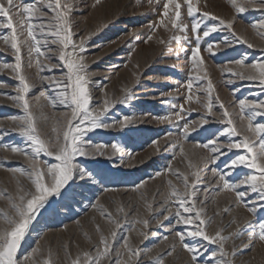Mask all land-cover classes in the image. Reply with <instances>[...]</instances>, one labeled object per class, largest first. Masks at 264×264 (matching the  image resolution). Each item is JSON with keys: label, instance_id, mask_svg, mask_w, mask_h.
I'll return each instance as SVG.
<instances>
[{"label": "rangeland", "instance_id": "1", "mask_svg": "<svg viewBox=\"0 0 264 264\" xmlns=\"http://www.w3.org/2000/svg\"><path fill=\"white\" fill-rule=\"evenodd\" d=\"M25 3H37L38 0H24ZM46 2V0H45ZM201 12H209L225 20L232 19L235 15L228 0H194ZM47 12V9H43ZM162 11L159 6L149 5L147 0H75V9L71 14L73 39L79 44L80 40L88 37L85 42V51L80 53L84 57L87 67L88 85L92 100L91 106L98 108L103 106V101L108 98L117 100L123 96V90L130 88L133 99L127 104L116 103L110 107L106 114L105 122L113 124L124 116L131 118V123L123 129L111 127L108 129H96L88 134L92 145H108L106 149L111 155L110 145L116 143L122 149L111 159L107 156L97 155L94 158L77 157L80 167L86 168L92 173L91 179L81 180L79 175L70 181L60 196L49 198V203L37 213L30 225L21 247L17 252V260L20 264H32L31 259H26L34 248L39 247L41 254L35 259L42 261L51 252L54 264H70L71 259L81 255L83 251L93 249L99 243L100 233L96 231L99 225L101 231L111 242L110 231L114 227L105 216L101 215L99 207L102 205L113 214V218L119 219L122 226L117 230L118 234L113 245L111 261L105 259L102 264H116L117 251L121 260H127V252L123 248L124 237L129 238L133 249L140 251L138 264H154L155 258L169 250V246L175 242L176 249L171 256L164 255V264H190V256L180 245L175 231L185 232V241L199 249L198 264H264V241L258 237V223L264 219V200L257 193L248 191L241 205L235 202V194L220 192L212 170L217 168L221 173H227L232 183H239L243 173L239 169L233 171L227 167L235 154H244V149H233L228 152L222 149L225 155H220L215 164H200L199 155L205 150L196 149L197 155H192L193 145L205 144L217 139L225 143L229 139L236 142L241 137L221 136L220 131L224 127L218 122L223 109L219 104L213 108L214 115L207 116L208 123L200 124L202 117L207 115V110L196 102L197 98L206 102L208 80L198 79L203 76L205 70L213 84V101L218 95L227 107L229 113H237L234 107L239 99L252 101L264 100V86L259 80H241L232 75L226 69L243 71L234 63L235 60L245 59L246 64L264 63V39L250 25L264 19V11L250 8L247 12L238 15L234 21V31L241 37H245L254 47L248 48L247 44L236 43L231 32L224 29L212 33L205 38L208 43L214 45L213 53L203 51L207 47L201 41V54L205 59L204 69L199 73L193 71V102H186L189 95L185 85L189 79L191 68L190 55L194 40L173 41L168 47L160 44V39L167 40L170 33L163 28L152 31L149 25L157 21ZM49 15H51L49 13ZM184 22L189 24V37L192 34L190 18L184 10ZM195 19H202L200 13L195 14ZM39 23V21H34ZM47 23V20H45ZM210 18L204 20V25L218 24ZM223 28V26H220ZM264 31V30H260ZM7 34V30H0ZM149 35L152 40L147 42ZM51 39V37L49 38ZM228 41L231 46H227ZM0 47H3L0 42ZM70 50V49H69ZM45 56L39 57V63L44 70L39 72L34 56L32 66L29 67L27 49H22V74L26 75L33 85L27 94L30 110L36 117L37 128L45 139H55L58 132L66 126L71 117V108L59 103L57 93L62 87H57L52 81H59L66 76V69L59 61L58 45L42 46ZM15 64V58L11 50L0 52V64ZM57 65L56 67H51ZM50 69V70H49ZM225 69V71H221ZM47 77L41 80L40 77ZM231 80V83L228 81ZM18 81L10 69L0 70V193L5 196L16 193L19 181L20 185L30 187L27 175L21 176L11 169L23 168L30 172L28 161L22 155L12 153L10 147L18 146L28 149L27 142L18 132L11 117L23 116L22 109L13 105L9 96H15V87ZM43 93V95H41ZM183 105L185 111L183 119L177 121L174 113L180 111ZM190 109H194L189 111ZM163 116H173L172 122L161 123L158 119ZM239 125L238 116H232ZM256 122L264 123V117H257ZM185 123L189 126L187 140L184 142L185 155H181L179 148L173 150L168 144L181 136ZM56 131H53V129ZM172 135L169 136L168 134ZM156 141L160 151L156 150ZM175 157V158H174ZM187 157V158H186ZM41 161L54 163V158L41 154ZM195 164L196 168H190L189 164ZM243 166H240L242 168ZM198 170L197 183L192 185L194 195L190 203H196L197 207H203L202 218L210 221L206 224V231L215 234L217 230L221 235L229 237L223 241V252L219 244H208L202 238L193 240L187 236L191 225L175 224V207L172 202L165 204V199L170 192L168 181L181 192L184 191L183 178L177 180L179 173L189 177V184L193 177L192 171ZM255 170L244 169V173H252ZM160 172V176L155 174ZM153 177H155L153 179ZM144 182V186L136 190V186ZM107 189L108 191H105ZM207 189V191H205ZM5 190H7L5 192ZM238 190H247V186H241ZM203 201V204H200ZM152 204L153 209L171 208V214L161 211H150L146 207ZM117 206H122L124 211L118 216ZM248 208H255V213ZM229 209V211H225ZM10 202L0 197V228L5 227L3 214H11ZM163 212V215H161ZM168 216L165 220L164 216ZM149 220L148 227L137 220ZM157 219L163 226H157ZM235 221V222H233ZM175 226L170 230L171 226ZM147 234L145 240L140 235ZM238 236H231L232 233ZM167 236L165 241L163 237ZM68 253L66 257L65 253ZM216 256L213 257L212 253ZM132 264H137L133 258Z\"/></svg>", "mask_w": 264, "mask_h": 264}, {"label": "snow or ice", "instance_id": "2", "mask_svg": "<svg viewBox=\"0 0 264 264\" xmlns=\"http://www.w3.org/2000/svg\"><path fill=\"white\" fill-rule=\"evenodd\" d=\"M147 2L149 5L155 4L159 6L162 4L159 19L149 25L152 31L163 28L166 32L170 33L167 40L160 39V44L168 47L173 41L194 40V46L191 47L189 58L191 62L189 79L185 85L189 92L186 102L189 104L193 102V95L191 94L193 78L191 73L193 71L199 73L204 69L205 65V59L201 54V41L207 44V47L203 48V51L214 54V45L208 43L205 38L209 37L212 33L226 29L231 32L236 43L247 44L248 48H252L254 45L250 41L234 31V21L238 15L247 12L250 8L264 11V0H228L235 15L232 19L225 20L212 13L201 12L194 0H147ZM95 3L99 4L100 0H95ZM43 9H47V12ZM74 9L75 0H46V2L45 0H38L37 3H25L24 0H0V30H7V34L0 33V42L3 44V47H0V52L11 50L15 58V64H0V70L10 69L14 73V78L19 82L18 86L15 87L17 95L9 96L8 98L15 107L22 109L24 115L11 117V120L15 124L12 130L25 138L29 150L18 146L5 145L4 147L6 149L10 147L12 153L22 155L28 161V167L31 169L30 172L23 168L11 169V171L19 173L21 176L27 175L30 187H24L17 181L18 187L14 195L5 196L4 193H0V197L10 202L12 210L11 214H3L6 226L0 228V264H20L17 260L18 249L21 247V243L37 213L50 202V197L60 196L62 194L61 190L70 181L74 180L77 174L81 180L92 178L91 172L79 166L76 161L77 157L94 158L100 155L111 159V155L122 151L118 144L113 143L110 145L111 155H109L106 151L109 146L102 144L92 145L86 139L88 134L100 128L108 129L118 126L123 129L127 124L131 123V118L128 116L116 120L113 124L105 122V117L110 107L116 103L127 104L128 101L133 99L130 88L124 89L123 96L117 100L106 98L103 101L102 107L93 108L91 106L92 96L88 87L90 83L87 76L88 66L84 63V57L80 55V53L85 51V42L88 37L82 38L79 44L74 41L71 23V14ZM185 9L187 16L193 18V22L190 25L191 38L188 35L189 24L185 23L183 18ZM198 12L202 17L200 20L195 19V14ZM209 18L213 21L218 20L219 23L211 26L205 24L201 31V25L204 23V20ZM45 20H47V23H45ZM34 21H39V23H35ZM220 26H223V28ZM250 27L257 32V35L261 39H264V31H260L264 30V19L251 24ZM50 37L51 39H49ZM152 39L153 36L149 35L145 42ZM225 44L231 46L228 41H225ZM49 45H58V58L66 69V76L63 79L52 81L57 87H62L63 89L57 93L59 103L71 108V117L67 120L66 126L58 132L54 140L51 138L45 139L40 135L36 124V117L30 110V103L26 98L33 85L30 83L29 78L22 74V49H27L29 67L32 66V60L35 56L39 74V72L44 70V66L39 63V57L45 56L42 46L48 47ZM234 63L243 69V71L237 72L229 68L226 69L228 72L234 76H238L241 80H259L260 84L264 86V63L246 64L243 58L235 60ZM56 66L52 65L51 67ZM221 71L223 72L225 69ZM40 79L46 80L48 78L41 76ZM198 79L208 80L206 102L201 101L199 98L196 100L201 107L207 110V115L201 118L200 124L208 123L207 116L214 115L213 108L215 104H219V107L223 109V114L219 116L218 122L224 125L222 130H219L220 135L229 138L241 137V139L236 142L229 139L225 143H220L217 138L205 144L193 145L192 155H197L196 149L205 150L204 154L199 155L200 164H215L219 160L220 155L226 154L222 152V149L226 148L228 152H231L233 149H244V154L236 153L235 158L231 159L230 164L227 165L233 171L239 169V172L243 173V178L239 179V183H232L229 181L227 173H221L217 168H213V176L218 177L216 181L217 187L220 192H234L237 205L242 204L248 191L257 193L259 198L264 200V123L256 122L257 117H264V100L239 99L234 105V107L238 108V112L229 113L228 107L220 101L218 95L215 97V101H213L212 92L214 91V87L206 70L203 76H198ZM231 82V80L228 81V83ZM0 87H4V85L0 84ZM191 110L194 109H190L189 111ZM184 111L185 109L181 105L180 111L174 113V118L177 121L183 119L182 113ZM234 115L238 116L241 122L239 125L234 118H230ZM158 119L161 123L165 121L171 123L173 116H163ZM53 131H56V129L54 128ZM188 131L189 126L185 123L181 136L169 143L168 147H171L173 150L179 148L180 154L186 156L184 142L187 140ZM168 135L171 136L172 134L169 133ZM153 143L156 145V150L160 151L158 143L156 141ZM41 154L54 158L55 162L41 161ZM240 166L243 167L240 168ZM189 167L196 168L197 166L190 163ZM244 169L255 171L244 173ZM155 175L160 176L161 173L157 172ZM191 176L193 179L191 180V184H189L188 175L184 173L177 175V180H180L181 177L183 178V192L174 186L171 180L168 181L171 190L165 199V204L172 202L176 205L174 212L176 225L193 226L191 230L187 231L188 237H191L193 240L202 238L208 244H219L221 254L224 255L223 241L229 237L222 236L219 230L215 234H209L206 231V224L210 221L202 218V214L204 213L203 207H197L196 203H190L194 195L191 186L197 183L198 170L192 171ZM143 186L144 182L137 185L136 190ZM241 186H247V190H238ZM105 191L108 190L105 189ZM200 204L202 205L203 201H200ZM97 207L100 208L101 215L105 216L106 214V219L114 226L110 231L111 242H109V237L103 234L100 226L97 225L96 231L100 233L99 243L94 245L92 250L83 251L82 257L81 255H77L75 259H71L70 264H102L105 259L111 261L113 245L118 234L117 230L121 228L122 222L119 219L113 218V214L102 205H93V208ZM146 207L150 211H161L163 209L170 214L172 212L171 208H164V205H161V209H153L150 203ZM261 207L264 208V205H261ZM247 210L252 213L256 211L255 208H248ZM123 211L122 206H117V216ZM225 211H229V209H225ZM161 215H163V212H161ZM164 219L167 220L168 216L165 215ZM136 223H141L147 228L149 220L134 221L133 226ZM157 226H163L162 221L159 219H157ZM174 227V225L171 226L170 230H173ZM257 227L259 230L258 237L261 241H264V219L259 221ZM140 235L145 240L148 238L144 232H141ZM230 235L238 236L239 233H232ZM175 237L178 238L180 245L189 254L190 264H198L197 256L199 249L194 245L186 243L185 232L182 230L175 231ZM163 239L167 241L168 237L165 236ZM176 246V243L173 242L166 253L160 254L155 258L154 264H164V255L171 256ZM123 248L127 252V260L122 261V254L117 251L116 264H132L133 258H135L138 264L140 251L132 248L127 236L124 237ZM39 254H41V249L39 247L34 248L26 259H31L32 264H54V261L51 259V252L42 261L35 259ZM65 254L67 257L68 253L66 252ZM212 255L215 257L216 253L213 252ZM223 264H227V262L225 261Z\"/></svg>", "mask_w": 264, "mask_h": 264}]
</instances>
